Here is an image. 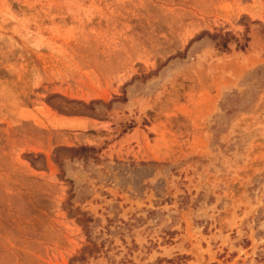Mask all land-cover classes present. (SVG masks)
<instances>
[{
	"label": "rangeland",
	"instance_id": "374dc122",
	"mask_svg": "<svg viewBox=\"0 0 264 264\" xmlns=\"http://www.w3.org/2000/svg\"><path fill=\"white\" fill-rule=\"evenodd\" d=\"M0 264H264V0H0Z\"/></svg>",
	"mask_w": 264,
	"mask_h": 264
}]
</instances>
